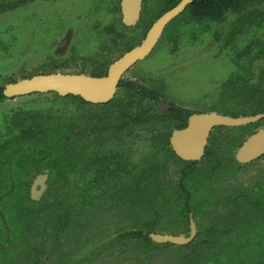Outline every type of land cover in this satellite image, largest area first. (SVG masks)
Here are the masks:
<instances>
[{
  "label": "flooded vegetation",
  "instance_id": "flooded-vegetation-1",
  "mask_svg": "<svg viewBox=\"0 0 264 264\" xmlns=\"http://www.w3.org/2000/svg\"><path fill=\"white\" fill-rule=\"evenodd\" d=\"M40 1L74 2L83 0H0V14L7 10L28 7L30 5L27 4L30 2L36 6ZM89 1L99 5V9L96 12H92L97 16L93 27L96 29L99 28L102 31L103 39L98 43V47L93 52H90L86 57L83 56V58L78 59V69L74 71L73 69L77 67H74L73 62L68 59L51 61L54 59V56H51L43 63L46 66L45 68L41 70L35 69L38 71H27L22 73L18 78L10 77L3 85V93L8 83L31 77L35 74L62 71L90 74L93 76L107 75L109 67L113 63L127 52L140 46L155 22L164 14L177 7L183 0H140V13L135 23H128L126 21L124 0ZM262 1L205 0L206 3H204L201 0H190L182 10L164 25L160 36L150 51L145 56L136 59L124 70L118 80L114 95L110 100L98 102L87 100L80 94H62L64 96L75 97L82 102L79 118H76V115L71 111V123L65 127H61L59 124H54V127L47 125L45 127H39L37 123L28 120V117L33 116L28 113L17 115L16 119L10 116L8 125L11 131L19 129L23 133L27 130H33L38 137L41 136V139H47V135L55 132L59 141H36V144L40 145L38 148L37 146L35 147L25 143L24 145L20 143L16 144V147L15 142L17 141H0V160L2 161L0 164V181L4 182L6 177H11V181H13L11 187L0 186V199H5V202H9V198L17 195V193L13 192L17 188L18 191L21 190L23 192L22 197L26 201L24 206L17 208V214L25 225L23 230L26 234L23 240V250H21L22 248H20L18 241L15 242L17 249L14 247V250H9L10 245L8 244L6 246L11 219L9 220L6 217L5 204L0 203V248L4 249L0 251V254H8L10 252L15 253V255L19 254L20 256L29 258L27 260L28 264H41L43 261L42 258H45L43 262L49 261L51 260L50 257L54 258L53 256L56 252L46 248L49 238L58 237L62 229H70L77 221H85L87 211L90 217L95 216L97 213L96 209H94L96 204L101 205L105 210L106 206L121 203L120 201L124 202L125 200L121 197V191L119 190H123L124 187L129 189V187L119 184L118 188L107 191V189L99 184L104 180L106 181V177L101 169H99V165L94 167L92 166L94 161L87 160L88 150L91 147L103 149L105 146H113V149H115L114 144L116 143L123 144L131 152L145 149L147 154L146 158H141L143 160L142 163L131 165V167L136 169L138 173H143L149 169L148 172L146 171L150 175L149 187L151 188H148V191L152 195L148 205L149 209L157 217H165L164 220L168 219L171 223H174L175 220L173 218H166V208L171 207L172 204L170 203L171 198L169 197L172 193L175 194V197L177 196L176 201L179 202L182 200V195L185 194L188 196L185 202L187 211L184 208L183 216L178 217L177 215L178 219L182 222V226L180 225V229L175 228L176 230L173 232L167 231V228L165 230H156L155 224L157 222L154 215L153 219H144V229H136V221L126 222V224L132 226L125 230L121 228L116 229L115 233L117 234L109 238L105 245H103L104 238L108 237V235L104 233L99 236L101 239L98 237L96 238V242L89 243V245L97 244L91 247L89 251H97L98 257L100 251H106V254H109L108 251L110 250L125 252L136 247L131 246L132 248L123 249L121 246L127 245L125 243L127 239L129 240L127 243L131 245L132 243L134 244L136 238L141 239V237H146L153 243H170L180 246L189 245L192 242H205L208 238L201 235L202 233L197 224V219L190 213L188 207L193 193L195 197L196 193L192 192L191 195V189L182 187L183 182L195 178L196 185H198L201 177L206 178L215 175L225 167L228 155L235 164V170L230 175L234 174L238 170V167L248 168L264 159V149L249 161L243 162L237 158L239 148L247 141L249 136L258 134L261 131L264 132V116L257 121L241 124L213 125L209 131L203 151L198 158L187 159L179 155L171 143L172 132L175 129L187 127L193 114L218 113L223 116L241 118L264 113V105L258 108L257 111L236 115L221 112L213 108L215 106L214 103L208 106V109L202 108L204 105L198 100L184 103L179 99L167 95L169 81L165 75H155L139 67L143 61L149 60L150 55L154 53L155 48L158 47L161 40L162 43L160 46L166 43L168 48H171L172 53H176L180 49L192 48L196 50V48L200 47L215 50L213 48H217V44L222 43V41L228 44L231 36L236 41V37L240 35L242 43L250 48L248 49V53L252 56L251 62L254 64L250 69L248 67L244 69L242 66V74L248 80H242L241 84L238 83V86H240V91L243 90L245 94H251V96H242V101L251 99L253 102H258L259 97L262 99V95L264 94V45L257 46L255 44L258 43H248L251 41L248 38V18H255L257 21H262V14L260 9L254 8L248 11L246 8L250 2ZM100 3L104 5V8L100 6ZM237 13H239L237 16L240 17L239 26L234 25L229 31L220 27L217 31H214L215 40L216 38L220 40L218 42L204 43L203 39L204 36L206 37L208 35V29L213 32V26H217L218 23L223 22L227 18V21L230 22L231 20L229 19ZM78 16L81 17L82 13L78 14ZM175 20L176 22L173 24ZM254 21L256 20H251L250 22ZM104 22L106 23L105 25ZM208 24L209 27L207 26ZM121 26L128 28L130 34L128 35L129 31L121 32ZM233 31L235 32L232 33ZM138 33H141V35L137 36ZM180 35L181 39L184 36L183 40L179 39ZM169 38L170 41L168 40ZM68 41L69 36L62 41L57 55L67 50ZM59 42L60 39L57 44ZM254 47L260 48L256 56L252 54L256 50ZM68 65L70 67H67ZM248 81L253 83V89L251 91H247ZM225 83H232L231 79L224 81L223 85ZM50 91L61 94L56 90L32 91L19 95L4 94L0 99V103H6V101L15 99L20 95L34 92L46 93ZM222 93L224 94V92ZM262 102H264V98ZM141 114H144V119L138 122L137 116ZM233 127H240L239 132H237L238 135H235L236 142L230 147L229 154L225 155L222 153L223 149L221 146L233 137V133L231 135L226 134V136L222 135L219 138H217L218 135L216 133L220 132L221 135L224 130H229L231 133L233 132ZM117 130L120 134L118 135L119 139L106 141L110 135H114L112 131L116 132ZM141 130L148 131L150 136L144 137V141H149L150 144L140 148L137 147L140 145L132 143L135 141L131 140V136L132 134L137 135V131ZM98 134L100 135L99 141L96 138ZM127 139L130 140L126 141ZM215 141L216 143H214ZM78 143H81L82 151L80 156L73 155L72 152L73 145H77ZM38 150H43V152L38 155ZM63 150L67 151L62 152ZM168 152L169 156H166L165 153ZM107 156H112V153H108ZM170 158H175L179 163V167L177 168L179 178L177 179V184L175 183L174 185H172V178L169 179L167 176L170 167ZM153 160H162L163 162L157 174H151L152 166L150 162ZM12 167H16L18 172L21 173L25 169L29 170L28 177L23 182L21 181L19 185L15 182L14 174H11L15 173ZM127 169L126 167L123 168L120 164L116 165V169L114 170H117V173L127 176L130 174ZM251 182L254 187L258 186L257 191L250 190V187L242 182L231 183L228 187L222 186L221 197L216 202H210L217 209V214L216 218L208 219V227L203 229V231L210 232L214 240H218L217 236L220 234L229 235L231 225H236L241 222L245 217L243 215L247 211L249 213L253 207L258 208L260 206V204L256 205L254 198H257L261 193L264 195V177L262 176ZM35 183H37L36 187H34ZM93 189L96 191L91 192ZM110 195L114 198L113 202L108 200ZM154 198H157L156 201ZM200 204L203 205L205 203L201 202ZM150 220L155 221L153 222L154 225H151ZM55 221L57 222L54 223ZM117 221L118 224L124 222L120 219H117ZM113 224L115 225L116 223ZM42 225L44 228H41ZM158 226L160 227V224ZM48 228L50 229L48 230ZM83 229H86L85 226ZM139 230H142L141 234H137L136 231ZM193 230L194 235L191 240L182 244L167 240L155 241L151 237V234L155 233L189 236ZM45 232H48V234L45 235ZM2 235L3 237L1 238ZM4 237L6 242H3ZM108 243L113 244L112 247H109ZM82 264L88 263L85 261ZM90 264H100V261L94 260Z\"/></svg>",
  "mask_w": 264,
  "mask_h": 264
},
{
  "label": "rangeland",
  "instance_id": "rangeland-1",
  "mask_svg": "<svg viewBox=\"0 0 264 264\" xmlns=\"http://www.w3.org/2000/svg\"><path fill=\"white\" fill-rule=\"evenodd\" d=\"M27 5L30 6L18 8L17 10H7L0 14V86H3L10 77L18 78L27 71L45 68L46 66L43 63L51 56H54L51 61L61 59L72 61L74 67H77L73 69L76 71L79 66L78 59L83 58V56L86 57L90 52H93L103 39L102 31L93 27L97 16L92 12H96L99 9L97 3L89 0L74 2L40 1L36 6L32 5L31 2ZM100 6L104 8L101 3ZM254 8L260 9L262 21L248 18V38L251 40L248 43H258L255 45L262 46V44L264 45V0L262 2H250L246 9L250 11ZM80 13H82L81 17L78 16ZM238 14H234L229 19L231 20L230 22L227 21V18L223 22L218 23L217 26H213V32L208 29V35L204 36L203 39L204 43L218 42L220 39L216 38L215 40L214 31H217L220 27L229 31L234 25L239 26L240 17L237 16ZM251 20L256 21L250 22ZM175 22L176 20L173 24ZM207 26L209 27V24ZM122 31L128 32L129 29L121 26ZM129 34L130 31L128 32ZM140 35L141 33L137 34V36ZM67 36H69L67 50L57 55L62 41ZM183 37L181 39L180 35L179 39L183 40ZM59 39L60 42L57 44ZM236 39L238 41H235L234 37L231 36L228 44L222 41V43H219L220 45L217 44V48H213L215 50L200 47L196 48V50L192 48L180 49L176 53H172L171 48H168L166 43L160 46L161 40L158 47L155 48L156 52L154 51L150 55L149 60L143 61L139 68L155 75H165L169 81L167 95L184 103L198 100L203 103L204 107L202 108L205 109H208V106L214 103L215 106L213 108L221 112L236 115L251 113L264 105V102H262L264 94L262 99L259 97L258 102H253L251 99L242 101V96H251L250 93L245 94L243 90L240 91V86H238V83L241 84L242 80H248L242 74V66L244 69L247 67L250 69L254 64L251 62L252 56L248 53L250 48L242 43L240 35ZM168 40L170 41V38ZM254 48L256 50L252 54L256 56L260 48ZM67 67L70 66L68 65ZM229 79H231L232 83L223 85V82ZM247 84V91H251L253 83L248 81ZM0 104V141H17L15 142L16 147V144L24 145L25 143L38 148L40 145L36 144V141H59L55 132L49 134L50 136L47 135V139H41V136L38 137L33 130H27L23 133L19 129L11 131L8 125L9 117H15L14 119H16L17 115L28 113L33 115L28 117V120L37 123L39 127H45L46 125L54 127V124L65 127L71 123V111L76 115V118H79L82 102L75 97L64 96L50 91L20 95L15 99H10L6 103ZM239 128L233 127V132L231 133L229 130H224L221 135L220 132L216 133L218 135L217 138L233 133V137L221 146L223 154H229L230 147L236 142L235 135H238ZM112 132L114 135H110L106 141L119 139L118 130ZM99 136V134L96 135L97 141H99ZM126 136L128 135L126 134ZM148 136H150L148 131L141 130L137 131V135L132 134L131 140L135 141L132 143L140 145L137 147L141 148L150 144L149 141H144V137ZM128 140L130 139L126 141ZM114 147L115 149H113V146H105L103 149L91 147L88 150L87 160L94 161L92 163L94 167L99 165V169L106 177V181L104 180L99 184L107 191L118 188L119 184L129 187V189L124 187L123 190H119L121 191V197L125 201L106 206L105 210L104 207L96 204L94 207L97 211L95 216L90 217L87 211L85 221H77L70 229H62L58 237L49 238L46 248L56 252L53 256L54 258L50 257L51 260L49 261L43 262L45 258H42L41 264H82L85 261L90 264L94 260H99L100 264H264V195L262 193L257 198H254L256 205L260 204V208L253 207L249 213L247 211L243 215L245 217L241 222L231 225L229 235L220 234L217 236L218 240H214L210 232L203 231V229L208 227V219L216 218L217 209L210 202H216L221 197L222 186L228 187L231 183L242 182L249 186L250 190L257 191L258 186L254 187L251 181L264 177V159L248 168L238 167V170L230 175L235 170V164L229 155L226 158L225 167L215 175L206 178L201 177L198 185H196L195 178L183 182L182 185L183 188L191 189V195L192 192L196 193V197L193 193L188 207L190 213L197 219L201 235L208 238L205 242H192L189 245L180 246L170 243H153L146 237H141V239L136 238L134 244L132 243L131 245L127 243L128 239L125 242L127 245L121 246L120 243L123 249L136 246L125 252L110 250L108 251L109 254H106V251H100L98 257L97 251H89L91 247L97 245L96 243L89 245V243L96 242V238L104 233L108 237L104 238V242L102 239L103 245L114 234H117L115 233L116 229L125 230L132 226L126 224V222L136 221V229H144V219H153L155 215L148 205L152 195L148 191V188H151L149 187L150 175L147 173L149 169L146 170L147 172L138 173L136 169L131 167V165L142 163L143 160L141 158H146L145 149L131 152L121 143L114 144ZM66 151L63 150L62 152ZM81 151V143L73 145V155L80 156ZM42 152L43 150H38V155ZM108 153H112V156H107ZM165 154L169 156V152ZM1 162L0 160V164ZM162 163V160L151 161V174H157L161 169ZM120 164L123 168H128L129 175L125 176L114 170L116 165ZM169 165L167 176L169 179L172 178V185H174L175 183L177 184V179L179 178V172H177L179 163L175 158H170ZM12 169L15 173L11 174H14L13 177L18 185L28 177L29 170L25 169L21 173L18 172L16 167H12ZM11 180V177H6L4 182L0 181V186L11 187L13 183ZM93 191L96 190L93 189L91 192ZM13 192L17 193V195L9 198V202H5V199H0V203H4L6 206V217L9 220L11 219L7 242L5 237L3 242H6V246L10 245L9 250H14V247L17 249L15 242L18 241L20 248H22L21 250H23V240L26 232L23 230L25 225L17 214V208L24 206L26 201L22 197L23 192L21 190L18 191L16 188ZM169 197L172 204L171 207L166 208L167 211L165 210L167 212L166 218H173L175 221L171 223L168 219L164 220L165 217L159 218L155 215L156 230H165L167 228V231L173 232L176 230L175 228L180 229L182 226V222L178 217H182L184 214L185 202L188 196L182 195L180 202L176 201L177 196L175 197L174 193L170 194ZM113 199L112 195L108 197L110 202H113ZM156 199L154 198L155 201ZM201 202L205 204L201 205ZM117 219L125 223L118 224ZM150 221L151 225H154L153 222L155 221ZM113 223L116 224L114 225ZM157 224H160V227ZM84 226L86 229H83ZM88 226L89 228H87ZM41 228H44V226L42 225ZM46 234L48 232H45ZM108 245L112 247L113 244L108 243ZM1 250L4 249L0 248ZM71 254L72 256H70ZM28 259L19 254L15 255L13 252L0 254V264H28Z\"/></svg>",
  "mask_w": 264,
  "mask_h": 264
},
{
  "label": "water",
  "instance_id": "water-1",
  "mask_svg": "<svg viewBox=\"0 0 264 264\" xmlns=\"http://www.w3.org/2000/svg\"><path fill=\"white\" fill-rule=\"evenodd\" d=\"M190 0H183L173 10L159 18L149 30L142 44L127 52L113 63L105 76H93L83 73L57 71L53 73L35 74L31 77L10 82L6 85L5 95H19L32 91L56 90L61 94H80L83 98L92 101L106 102L115 92L118 80L124 70L136 59L145 56L157 41L164 25L175 16ZM125 18L128 23H135L140 13V0H124ZM264 116L260 113L254 116L233 118L218 113L193 114L190 123L182 129H175L171 135V143L179 155L184 158H198L202 151L211 127L215 124H241L257 121ZM264 149V132L249 136L239 148L237 158L243 162L249 161ZM36 184L34 187H36ZM194 235L151 234L155 241H171L186 243Z\"/></svg>",
  "mask_w": 264,
  "mask_h": 264
},
{
  "label": "trees",
  "instance_id": "trees-1",
  "mask_svg": "<svg viewBox=\"0 0 264 264\" xmlns=\"http://www.w3.org/2000/svg\"><path fill=\"white\" fill-rule=\"evenodd\" d=\"M206 1H208V0H206ZM201 2L206 3L205 0H201ZM3 96H4V93H3V86H1V87H0V99H1ZM143 116H144V114H141V115H138V116H137L138 122L141 121L142 119H144ZM136 232H137V234H141V233H142V230H139V231H136Z\"/></svg>",
  "mask_w": 264,
  "mask_h": 264
}]
</instances>
